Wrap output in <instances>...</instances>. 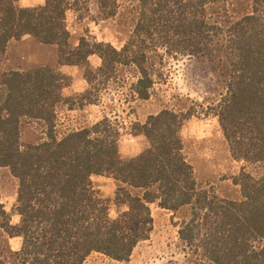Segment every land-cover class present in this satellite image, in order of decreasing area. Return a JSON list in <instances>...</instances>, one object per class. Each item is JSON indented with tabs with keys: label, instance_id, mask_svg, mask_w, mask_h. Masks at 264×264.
Returning <instances> with one entry per match:
<instances>
[{
	"label": "trees",
	"instance_id": "trees-1",
	"mask_svg": "<svg viewBox=\"0 0 264 264\" xmlns=\"http://www.w3.org/2000/svg\"><path fill=\"white\" fill-rule=\"evenodd\" d=\"M228 2L136 0L135 23L121 48L86 36L72 49L69 0H45L35 8L0 0V57L10 41L29 36L56 46L59 66L84 68L87 85L84 93L65 98L71 79L56 68L0 74V169L17 183L13 212L19 221L11 225L2 207L0 219L7 238L21 239L14 264H84L92 254L127 263L149 240L153 203L170 213L189 209L178 238L209 264H264V0H252L251 12L236 21H212V10ZM108 3L99 0L98 7ZM115 14L113 2L107 16ZM92 56L100 61L95 70L89 69ZM165 56L208 65L218 82L222 78L223 92L205 113L216 118L231 158L244 164L232 179L239 201L197 186L180 138L183 123L194 116L189 112L165 109L135 125L131 135L143 136L144 144L130 160L120 158V130L107 117L88 128L58 131L61 106H98L118 84L121 69L135 72L131 101L148 100L155 64ZM23 122L38 130L35 143L21 142ZM94 176L119 184L113 201L126 210L115 219L92 185Z\"/></svg>",
	"mask_w": 264,
	"mask_h": 264
},
{
	"label": "rangeland",
	"instance_id": "rangeland-1",
	"mask_svg": "<svg viewBox=\"0 0 264 264\" xmlns=\"http://www.w3.org/2000/svg\"><path fill=\"white\" fill-rule=\"evenodd\" d=\"M98 1L69 0L70 10L66 14V26L70 33V48H76L82 37H88L90 41L97 43L110 44L118 49L128 39L136 19V0H106L109 3L105 9L98 7ZM113 2L116 14L108 18L107 14ZM251 4L252 0H229L224 6L220 5L212 10L214 12L212 21L220 25L236 21L251 12ZM7 61L6 57H0V74L8 72L10 66ZM99 65L97 57L89 58V69L95 70ZM59 72L71 79L70 86L63 90L65 98L82 94L81 90L86 91L87 85L84 87L80 85V83L84 85L85 82L84 68L65 66ZM215 76L208 65L196 64L188 58L171 59L165 56L161 63L155 64L154 86L149 99L134 102L130 99L128 88L135 79V72L131 69H121L118 84L112 85L111 91L102 97L98 106L74 107L71 111L61 106L57 118L58 131L63 134L88 128L103 117H107L120 130L118 141L120 155V152L127 151V146H132L134 152L140 147L138 139L130 140L126 136L131 135L134 126L143 124L148 116L165 109L176 113L189 112L194 116L183 123L180 138L183 153L193 169L197 186L212 187L220 198L239 201L240 189L233 184L232 179L244 164L231 158L216 118L205 113L207 104L217 100L218 95L223 92L222 78L218 77L221 78L218 82ZM200 108L203 109V113ZM37 138L38 130L35 125L23 122L21 142L35 143ZM104 178L106 177H93V187L107 203L109 217L115 219L119 212L126 210V207L114 204V194L119 185H115L113 179L106 181ZM101 182H104V185ZM97 187H101V194ZM16 190L17 183L8 169H0V207L9 215L11 225H16L19 221L13 212ZM131 194L141 196L140 193ZM149 209L153 220L149 240L141 243L133 251L127 263H117L102 255L92 254L84 264H209L187 251L178 238V226L189 218L188 208L170 213L161 210L157 203H153L149 205ZM1 223L0 219V259L14 264L13 255L20 249L21 239L7 238L1 229Z\"/></svg>",
	"mask_w": 264,
	"mask_h": 264
},
{
	"label": "crops",
	"instance_id": "crops-1",
	"mask_svg": "<svg viewBox=\"0 0 264 264\" xmlns=\"http://www.w3.org/2000/svg\"><path fill=\"white\" fill-rule=\"evenodd\" d=\"M44 2L45 0H19V5L22 8H35L44 5ZM46 53L48 54L45 55ZM3 56L6 57V59L8 60L7 62L10 66L8 67L7 71L25 72L42 67L57 68L58 71H61L65 67L58 65V50L56 46L42 45L29 36H24L18 41H10ZM76 82L77 84H79L78 81ZM83 83L84 85L81 83L80 85L84 87L86 84L85 82ZM84 91L85 90H81L80 93H83ZM126 137H128L130 140L138 139L140 141V147H138V149H136L134 152L132 146H127L126 152L123 153L120 152V156L123 154V156L120 157L122 160H130L138 156L142 151L141 147L143 148V141H144L143 137L133 136V135H127ZM94 177L102 178L99 176H94ZM104 179H106V181L112 180L108 178H104ZM112 181L115 185L116 184L117 186L119 185L116 181L114 180ZM101 183L102 185H104V182ZM92 185H93V178H92ZM97 188L101 194L100 191L101 187H97ZM130 192L140 193V195L142 194L140 190H130Z\"/></svg>",
	"mask_w": 264,
	"mask_h": 264
}]
</instances>
